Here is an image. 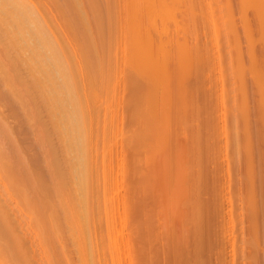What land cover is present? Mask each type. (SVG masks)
Here are the masks:
<instances>
[{"label":"bare ground","instance_id":"6f19581e","mask_svg":"<svg viewBox=\"0 0 264 264\" xmlns=\"http://www.w3.org/2000/svg\"><path fill=\"white\" fill-rule=\"evenodd\" d=\"M228 1L225 0L224 4L226 5L223 4L224 6L220 7V11H219V6L217 8L219 11L218 13L220 14V12L222 11L221 15L223 14L224 16V18L221 16V18H223L221 19L222 20L221 21L219 18H216L215 16L216 15L215 13L217 11V9H215L217 7L216 5L217 2L214 3V0L208 2L209 4L207 5L202 4L203 2H201L200 0H121L117 2V3L120 2L119 5L117 3L115 4L113 0H0V88H2V93H0V102L4 103L5 105L4 107H6V110H4L5 108L2 109L1 107L3 106L1 105L3 104L0 103L1 104L0 105V264H118L120 262L121 256L119 255L120 254L119 248L116 246L117 244L114 245L116 242H114L113 244V241H115L114 237H116L113 230L115 228L112 227L113 225L112 221H114V218L112 219V213L114 214V212L111 211L112 210L111 208L114 206V205L112 206V203L114 201L112 200V197L110 195L111 192L109 193V189L111 187L110 188L108 187V182L110 181V180L108 181V179L111 177V175H109L108 171H104L105 169L102 172H100L102 168L100 169V171H98V167L96 165L98 164V160H100V158H99V152L95 146V144H97L95 143V141L98 142L101 139L102 135L99 136L101 133L97 134L96 132L99 130V126L97 125L101 124L102 122H103L102 124L104 125V127L102 126L104 128L102 133L104 136L102 137H105L107 135L109 136L112 133V128L110 127L111 122L110 120L108 121L109 117L107 118V116H111L110 114L112 113L111 109L113 106L110 107L111 109L107 107L108 109L105 112L106 114L104 113V116L107 115L106 118L101 116L102 114L101 115L98 114V116L104 118L103 121L101 120L100 117H99L100 119L96 118V112L98 111L99 113L100 111V110L96 111V109L100 108V106L99 108H97L100 102L103 103L105 102L106 104V102H109L111 98L115 99V97H117V96L113 97L115 93L113 84L117 76V75L114 76L116 71L115 64L116 62L117 63L120 62L119 64L121 65V60L122 62H124V65L127 66L128 68L130 67L133 68L134 71L132 69L131 71L133 73L135 72V74H137L138 77H140L144 81L145 90L143 91V88H140L139 85L138 94L140 92L141 94L140 95L136 94L137 98H139L138 99L139 101H137L136 98L137 107L136 105H134V107L136 108V113L131 114L133 115L134 118H135L134 115H136L137 118L141 119L140 121L142 125L140 127H142L145 130L144 134L147 131V133L150 134L147 135L148 138L149 136L152 135L149 141L152 140L153 137L155 138V140L153 139V143H152L153 145L151 146L152 149L149 148L150 146L146 147L148 149L145 148L144 155L141 153V156L143 155L141 159L143 161L144 169L146 168L145 164L147 165V162L149 161V155H152L153 153L155 154V156L157 155V158L161 156V158L159 159L162 162V166L165 165L166 170H168L167 164L168 163L172 164L173 162H174L173 164H175V159H177V164H176L177 166L176 165L173 166V167L175 166L177 167V174H176V170L175 171L171 170L172 173L173 172L175 173L172 174L170 172L169 174L177 176L176 179L172 178V180L173 181L177 180V184L175 183L177 188L174 187V189L179 190L178 194H181L185 191L184 189V191L181 192L182 182L184 181L183 178H186L184 177L185 174H183L185 170L184 154L183 152L176 153V151H179L180 148L184 150L183 148L184 146L181 147L183 144L182 145L179 144L180 147H177L178 145L176 146V144L178 142L177 141L178 138L179 139L181 138L182 140L186 141V137H184L183 135L185 134L186 136L187 134L186 131H184L185 133L183 134L182 133L183 130L182 132L178 133V131L176 130L177 128L179 129L178 127L179 125H177L176 128V125L174 123L176 122L175 119L180 121L179 124H182L184 119L183 123H185L186 117L183 118L184 117L183 115L190 110H191L190 115H192V112L193 115L191 116L192 117L191 118L190 115L187 114L188 115L187 121L189 119H191L190 122L193 121V123L195 122L196 119L199 121L200 119L199 117L201 114V111L199 110L200 107L199 109H197L196 105L197 106L199 105L198 104L195 105L196 102L194 104L192 103L195 97L192 96L193 99H191L190 95L188 96L189 92L192 91L193 94V91H195L196 88L199 89V86L196 88L193 87L195 89L193 90L191 89V91L188 92L186 79L189 78L187 74L188 73L190 74L189 70L195 68L198 65V63L202 60V58L205 60L207 59L208 61L212 59L210 60L208 59L210 53L208 49L206 50L207 45L203 47V49L205 50L199 51L198 46L196 45L194 46L193 44H190L191 43L190 39L195 41L197 39L198 33L195 35L192 28L189 27L190 20L188 18H184V16L181 17L179 13L181 15L186 14L185 17L187 15L190 17L195 16L196 24L198 19L197 16L198 17L200 16L199 17L200 20L202 19L201 22L207 24L209 28L210 36L213 37L214 39L217 38L216 39L217 43L220 42L218 41L219 40L218 38L220 37L218 30L219 26L221 25L220 21L223 24V20H224L225 28L223 29H225L227 35H229V37L231 35V37L234 40L235 49H233L232 47L231 48L234 50L233 56L235 55L234 56L235 59L233 57V60L236 64L237 73L235 74L234 73L235 71L233 72L234 78H232V80L234 79L235 81V84H233L234 85L233 88H234V92L237 93L236 95H238L239 93L242 96L241 106H243V108H245V101H246L245 85H247V84L244 85L245 83L244 80L245 77L247 76L246 68L244 67L246 63L243 66L244 58L247 54V57L249 59L247 57L246 58L247 60H249V62L250 61L252 62L262 61V63L264 62L262 59L259 60L258 58L257 60H255V56H257L256 54L258 53V50L261 47H257L258 48L256 49L257 52H253L254 44H255V38L253 36L257 34L252 33V30L254 29L252 28L253 25L250 24V20H251L250 16H254V17L256 16L258 20L259 29L257 28V26H255V28H257L258 30V34H259V30L262 33L261 38L263 40L262 46L264 49V0H239V6H238L239 9H237L239 14L238 12L235 13L236 11H234V14L238 15L236 19L239 21L237 20L235 21H237V23L238 22L240 23V26L237 25L239 29H237L236 23L232 21L233 15H231L232 17L230 16V14L233 13H230L232 12V10L230 11V5H228L229 4ZM233 8L234 10L236 9L235 7ZM248 9L250 12H251L250 9H253L252 12L254 11L255 14V15L253 13H251V15L250 13L248 14V16L250 15L249 16L250 20H248L247 18ZM52 11H54V13ZM256 17L254 19V22L256 20ZM183 19L189 21V23L186 21L188 26L185 24V21ZM182 21L184 22V24ZM116 31L117 33L119 31V34L122 36V39L124 41L122 49L120 48L121 45L118 46V48H116L117 45L115 46V43H117L115 42L117 41L116 36L118 35V34L116 35ZM223 32L225 31L223 30ZM117 38L119 39L118 36ZM226 41L229 42V40ZM244 41L247 42L245 44L247 45V49L243 48ZM171 42L174 43L173 44L174 47H171L172 46ZM232 44L230 46H232ZM218 47L216 44V47H214L215 50H217L216 48ZM263 49L262 51H264ZM218 50L220 53L221 49L219 48ZM218 50L215 52L218 53ZM229 52L230 54H232L231 53L232 51H230V49ZM206 55L208 56V58H206ZM210 57H212L214 60H217L216 62L218 64L220 65L222 64L223 58L221 54L219 55L214 54V56L213 55L211 56L210 54ZM249 62H248L249 64L248 66L252 64V62L250 63ZM200 64L202 63L200 62ZM256 64L258 65L259 62ZM257 65H255V67H257ZM262 65L263 64H261V66L259 67H263ZM255 67L253 68V70L254 69L257 70ZM120 68L121 67L119 66L117 69L119 70ZM122 68H124V66ZM225 72H227V70ZM225 72L223 74H226ZM250 72L253 74L252 70ZM255 72L257 73V71ZM193 73L195 72L193 71ZM196 76L199 75H195V81L197 79ZM211 76L215 77L214 79H216V76L213 75ZM255 76L258 77L257 82L258 81L261 82V84L259 83L258 85H262L261 88L264 89V75H260L259 72V74L257 73V75ZM136 79L133 78L135 84L136 81L139 80ZM172 79H174L175 81ZM223 79L224 78L222 77L221 80L222 82H224ZM247 81L248 79L246 80V82ZM197 82L199 81L197 80ZM222 82H220V84ZM133 83L134 82H132L131 84L133 85ZM209 86H212V84ZM216 87L215 89L217 90L218 88ZM221 88L222 91L219 90L221 91L219 93L217 90V92L219 93L218 95L220 96L221 102L225 104L224 101L226 102L228 101L226 100V97L228 96L230 91H228L226 85L225 88L223 87ZM140 89L142 90L140 91ZM206 90H209V88H207ZM209 92H207L206 94L207 97H209ZM118 93L119 92L116 91V94ZM210 96L212 95L210 94ZM198 97H200V94ZM203 98H206V96H204ZM216 98H217V94H216ZM200 99L201 98H199V100ZM208 99H211V103L214 100L212 97ZM208 99L206 100L208 101ZM261 99L263 98H261L260 96L259 101ZM112 100L113 99H111V102ZM201 102L200 104H202ZM213 102H215L214 105H216V102L218 104V100L217 101L214 100ZM263 102L264 101H262V105H264ZM6 105L8 106V109ZM104 106L106 107V105ZM248 106H250V104ZM223 107H225V105ZM208 108L210 109L208 110L205 108L204 110H207L209 113L211 112L212 109L211 105ZM105 109L106 108H104V110ZM202 109L203 108H201V110ZM108 110L110 111V113ZM173 110L175 113L174 116H172ZM207 111L204 112L207 113ZM216 112L217 110L216 111L214 110L213 113L216 114ZM241 112L242 114L245 113L244 111ZM203 116L201 115L202 118ZM243 116H245V114ZM172 117H176V118L175 119L173 118L174 119L173 120ZM213 117H215V115ZM112 118L111 121L113 120ZM202 118L201 120L203 124L204 119ZM9 119L10 120L15 119L14 121H16V123L13 124L14 121L11 122ZM172 120L175 121L173 123L174 126H172L173 129H176L175 131L173 130L174 133H178L180 134L179 136H183L185 138L184 139L183 137H179L178 134L169 135V136L175 135L174 137L176 139L175 146L172 145L174 147V149L172 150H174L177 156L173 151L172 153H170L173 155V157L176 156V158L174 159L173 157L171 158L173 159L172 160L173 162L171 161V159H169L168 157L169 153H167L168 147L172 148L171 143L169 145L167 142V141L170 142L171 140L170 138H169L170 140H167L168 139L167 132H169L170 134L171 132H173L170 130V126H171L170 123L172 122ZM188 122H186L187 125ZM197 124L200 126L198 122ZM197 124L196 127L198 126ZM240 125L242 127V123ZM188 126L190 127L191 125ZM199 126L198 128H200ZM140 127L137 128L139 129ZM142 128H140V130L137 129L136 131L142 132L141 130ZM190 129L191 130L194 129L195 131V128H193V126H191ZM179 131H181V128ZM134 133L135 131L132 132V134ZM30 134L33 135L35 146H37L36 153L31 152L32 149L29 147V145L28 146L26 145V139ZM144 134L143 137H146V135ZM176 135L178 136V138L176 137ZM132 136L139 137L138 135H132ZM141 137L140 140H142ZM134 141L138 142L137 140ZM149 141L146 140V143H148ZM141 142L144 143V138L143 141ZM141 142L139 141L138 144L142 145ZM150 143L151 141L148 144ZM245 143L247 144V142ZM136 146H138L137 143ZM142 148H144V145H142L140 149L143 150ZM175 148L177 150H175ZM193 160L192 162L194 163ZM247 161H250V157L249 159H247ZM103 162L105 164V161ZM193 163H191V165ZM148 164H152V162L149 161ZM188 164L189 163H187V165ZM108 165L110 164H107V166ZM150 166H147L146 169L149 170V168H152ZM155 169L157 170L158 168L155 167ZM161 169L163 168L161 167ZM152 171L149 172L150 174L153 175ZM161 171L162 173L160 172L156 173L157 171H155L154 174H158L156 176H161V177L163 176L162 178L163 180H159V181L165 185V189L163 190L164 185L161 186L158 184V180L156 179L157 178L156 176L155 179L157 183L155 185L156 188L158 187V185L160 186V188L157 189H160L161 193L165 191L164 196L162 194V197L163 199L166 198L165 200L167 201L169 199V196L167 198V195L165 194L167 193L169 194V192L166 191L169 190L171 186L173 188L174 185H172L171 183L169 189L167 188L168 184L166 186V183L168 182L165 183V180L166 178L167 181L169 180L168 179L169 177H166V174L168 176V172L165 174L166 172L165 170H161ZM194 176L195 174L193 175V177ZM143 177L147 181L151 180L148 179V176L145 175L140 178L144 179ZM249 178L250 175H248L247 179ZM155 179H153L154 182H156ZM252 179L253 178L251 177V180ZM250 181L247 182L249 183ZM199 182L200 181H198L197 183ZM252 183H255V181L253 180ZM183 185H185L184 182ZM143 186L145 185H142V187ZM248 186L251 187V182ZM152 187L155 188V186ZM187 187L188 185H186L185 188ZM146 189L152 190L153 188H149L148 186V188ZM146 189L145 192L147 193ZM253 189H255V187ZM169 191L172 192L173 190L171 191L170 189ZM156 195L154 194L152 196V192H151L150 196L154 198L153 201L157 198ZM176 195L177 194H175V198ZM213 195L214 194H212V196ZM158 196L160 197L161 195L159 194ZM170 197L172 201V196ZM145 199H143V204L144 202L146 203ZM158 199H156V202L154 203L158 204L159 203V202L157 203ZM177 200L178 202L180 201L179 199ZM168 202L169 200L165 205L171 206L172 209L173 205H170L171 203L169 204ZM154 203L152 201L149 202L151 206L154 205L152 209L157 208V207L155 208ZM147 204L148 203H146V205L144 204L143 206L146 207ZM178 207H179L178 204H176L175 219L173 215L171 216L170 214L169 216L171 217L170 219L171 221L173 219L175 220V224L173 225L171 224L172 225L171 227H174V225L176 227L175 235L179 234L178 236L182 237L181 239L178 237L179 240L186 241V243L180 241L184 245L187 244L188 239L186 240V238H188L189 233L193 231L196 233V229L198 228L197 226L194 225L196 229L193 230V226L191 230L188 229L187 223H189L188 222L189 220L187 221V223L181 222L182 225L179 224V221L181 220L180 216L182 215L180 212L181 209L179 211ZM147 208L148 207H146L145 209ZM189 210L190 209L188 207V212ZM254 211L256 213L258 209ZM254 211H251V217H253V219L256 218L254 216H257L254 214ZM196 214L198 216V213ZM164 216L165 215H163L160 218H163ZM156 218H158L159 220V217ZM122 219L125 220L124 216L122 217ZM194 219H196V217H194ZM161 220L160 223H162L163 226H161L160 224L159 225L163 227V229L164 228L168 229L169 223L167 221H169V217H167L162 221ZM106 223L108 229L106 230L107 234L104 237V233L102 232L103 234L102 233L99 234V230L100 229L103 230L104 229L103 226H105L103 224ZM236 223H238V221H236ZM143 224L146 223L143 222ZM155 224L154 226L157 227V225ZM190 224L188 225L190 226ZM232 224H235V222ZM159 225L157 228H159ZM144 226H146L147 228L149 227L147 226V224ZM157 228L154 229L155 232H157V230H160V228L159 229ZM173 230L174 228L172 229V232ZM178 238L177 241H179ZM200 239L202 240V238ZM162 243H164V241H162ZM177 243L178 244H176V247L174 245V248H176L175 250H179L181 248L179 245L181 243L179 242ZM165 244H163V247L165 249L172 246L170 245L169 247H167V245L165 246ZM170 244L173 243L170 242ZM193 244L195 245L196 243ZM177 245H179L180 247L179 249H177ZM171 249H173V247ZM171 249L168 251H171ZM182 250L183 249L179 251ZM185 251H188L187 247ZM185 251H183L184 255H185ZM153 252L154 250L152 251V253ZM187 254L185 258L187 257L189 258V255L187 256ZM252 255L254 254L252 253ZM72 257H74V259ZM117 257L120 258L118 259L119 262L117 261ZM239 258H241V256Z\"/></svg>","mask_w":264,"mask_h":264},{"label":"rangeland","instance_id":"374dc122","mask_svg":"<svg viewBox=\"0 0 264 264\" xmlns=\"http://www.w3.org/2000/svg\"><path fill=\"white\" fill-rule=\"evenodd\" d=\"M118 1H121V0H113V2L115 4ZM200 1L203 2L202 4L207 5V4H209L208 2H210L211 0H203V1L200 0ZM215 2H217L216 3L217 7L215 6L216 7L215 9H217L218 6H219V11H220V7H223L224 5H226V4H224L225 0H222V2H221V0H218V1H215L214 0V3ZM228 2H229L228 5H230V11L232 10V12H230V13H233V14H230V16L233 15L232 21H234V23H236V26L237 25L240 26V23L239 22L237 23V21H239V20L236 19V17H238V15L237 14H234V11H236L235 13L238 12L237 9H239L238 8V6H239V0H229ZM228 2H226V3H228ZM119 3H117V4L119 5ZM233 7H235L236 9L234 10ZM183 8H184V6H183ZM221 10H223V9H221ZM250 10H251V12L248 9V13H247L248 20H250L249 16L251 15V13L254 14V11L252 12L253 9H250ZM219 11L217 9V11L215 13L216 14L215 16H216V18H219L221 20V19L224 18V16H223V14L221 15L222 11L220 12V14L218 13ZM52 12L54 13V11H52ZM249 13H250V15L248 16ZM238 14H239V12H238ZM179 15L181 17L184 16V18H188L190 20L189 27L192 28V30L194 31L195 35L198 33L197 34V39L195 41L192 40V39H190V42H191L190 44H193L194 46L195 45L198 46L199 47V51L205 50V49H203V47H205L207 45L206 46V50L207 49L209 50V53L211 54V56L212 55L214 56V54L215 55L221 54V56L223 58V61L221 59V61H222V64H221L222 66H221L220 64H218L216 62L217 60H214L212 57H210V54H209V58L206 55V58H208L209 60L210 59H212V60L208 61L207 59L205 60V59L202 58V60L200 61L202 64H200V62H199L198 65L195 68L189 70L190 74L189 73H188L189 75L187 74V76L189 78V79H186L187 86H188V92L191 91V89L193 90V89H195L196 87L199 86V89L196 88L195 91H193V94H192V91L189 92L190 94L188 93V96L190 95L191 99H193V97H195L194 98V101H192V103L194 104L196 102L195 105L196 104L199 105V106L196 105V107H197V109H199V107H200L199 110L201 111V114H200V117H199L200 119L198 118L199 121L196 119L197 121L195 120L194 123H193V121L190 122L191 119L188 120L189 122L187 121L188 115H190V111L191 110L188 111L189 113L187 112L186 114H184L183 115L184 117L183 116H181V117H183V118L186 117L185 119H186V122H188V125L193 126V128H195V131H196V129H197V131L195 132L194 129L191 130L190 129L191 126L189 127L186 122H185L186 123V125H185V123H183L184 122V119L183 118H182L183 119V122L181 120L182 124H179L180 121L177 120V119H175L176 117H172V119L174 118L176 120V122H178V121L179 122L176 123L175 121H173L174 120L173 119L172 122L170 123V125H171L170 126V130L171 131H173V130L175 131L176 130V129H173V127H172V126H174V124L176 125V128H177V125H179L178 126L179 129L177 128L176 131H178V133H180L183 130V132H182L183 134L185 133L184 131H186V134H187L186 136H185V134L184 135L182 134L184 137H186V141L185 140H182L181 138L179 139L178 136L180 134L174 133V131L171 132V134L169 132H167V135L168 136L169 135H172V134H178V136L176 135V137L179 140L177 139L178 142H177L176 146L178 145L177 147H180L179 144L180 145L183 144L181 147L184 146L183 147L184 150H182V148H180L179 151H176V153L177 152L178 153L179 152H183V154H184V161H185L184 162L185 163L184 164V169L185 170H184V173L183 174H185L184 177H186V178H183V180H184L183 182H184L185 185H183V182H182L181 192L184 191V189H185V191L183 192L184 194L181 193L183 196L181 194H178L179 193V190L174 189V187H176L177 180L176 181H173L172 180V178H175V179L177 178L176 175L175 176L172 175L173 173H175V172L172 173V171H175V170H176V174H177V167H176L177 166L176 165L177 164V159H175V164H173L174 162L172 161L177 156V154L174 152V150H172V149H174V147L172 145L175 146V143H176V139L174 137L175 135L169 136V137L167 136V138H168L167 140H170L171 139L170 142L169 141H167V142H168L169 145L171 143V147H172V148H169L168 147V149L166 147V149L168 150L167 153H169L168 154L169 159H171L173 157V155L170 154V153H172V151L176 154V156L173 157V159H171V161L173 163L172 164L171 163H168L167 164V169L170 170V171L166 170L165 165L162 166V162L159 159V158H161V156L159 158H157V155L155 156L154 153L152 155H149V161L152 162V164H148L149 161L147 162V165L144 163L145 166H146V168H147V166H150V165H151L150 167H152V168H149L148 167L149 170H147L146 168H145L146 170L144 169L143 161H142L141 157L144 155V150H145L146 147H149L150 146L149 148L152 149L151 146L153 145L152 144L153 143V139L155 140V138L153 137V139L150 140L151 143L148 144L150 142L149 139H150V137L152 135L149 136V138H148L147 135H150V134H148L147 131L144 134L145 130L142 127H140L142 125V123L140 121L141 119L137 118L136 115H134L135 118L133 117V115H131V114H135L136 113V108L134 107V105L137 104V102H136L137 95L136 94H138V92H139V85H140V88H143V91L145 90V88H144V81H143V79H141L140 77H138V75L135 74V72L133 73L131 71V69L134 71L133 68H131L130 66H129L130 68H128L127 66H125L124 65V62H122V60H121V65L119 64L120 62H118V63L116 62V64H115V67L116 68L114 67L115 70L117 71V72L115 71V75L114 76H116V75L117 76H116V79L114 78L115 80H114L113 86H114V89H115V93H114V96L113 97H115V96H117V97H115V99L114 98H111V99H113L112 102H111V99H110V101L109 102H106V104H105V102L104 103L103 102H100L98 104V107H97V108H99V106H100V108L99 109H96V111L97 110H100L99 113H98V111L96 112V118H99V117L101 118V116H103V117L106 118L107 115L104 116V113L108 109L107 107H109V109H111L110 108L111 106L114 107V109L112 107L113 110L111 109L112 113L110 114L111 116L113 115L112 116L113 118L111 116H107V118L109 117L108 121L110 120V122H111L110 123V127L112 128V133H111L112 136L111 135H109V136L107 135L105 137H102V136H104L102 134L103 133V130H104V128H103L104 125L102 124L103 122L101 123V120L103 121L104 118H101L100 123L102 125L101 124L97 125V126H99V130L98 131L96 130L97 131L96 133L97 134L101 133L99 136H101V135L102 136H101V139L98 142L95 141V143H97V144H95V146H96V148H97V150L99 152V158H100V160L102 159L101 161L98 160V164L96 165L98 167V171H100V169L102 168L100 172H102L105 169L104 171H108L109 172V175H111L110 178L108 177L109 178L108 181L110 180L109 181L110 183L108 182V187L109 188L110 187L112 188V189L111 188L109 189V193L111 192L110 195L112 197V200L114 201V202L112 201L114 203V204L112 203V206L113 205L114 206L111 208L112 209L111 211L114 212V214L112 213V219L114 218V221H112V224H113L112 227L115 228L113 230H114V233H115V236H116V237H114L115 241H113V244H114V242H116L114 245L117 244L116 246L119 248V253H120L119 255L121 256L120 257L121 258L120 262L118 261V259H120L119 257H117V261L120 264H123V263L124 264H166V262H167V264H169V263L170 264H264V184H263L264 183V169H263L264 168V145H263L264 144V123H263L264 122V111H263L264 110V105H262V101H264V97H263L264 96L263 95L264 91H262V90H264V89L261 88L262 85H258L259 83L261 84V82L260 81L257 82L258 77L255 76V75H257V73L259 74V72H260V75H264V62L262 63V61H257V62L256 61H254V62L250 61V62H252V64H250V66H252V67H250V66H248L249 65L248 64L249 60H247V58H248L247 57V54H246V56L244 58V61H243L244 63L242 62L243 63V66L246 63V65L244 67L246 68V72H247L246 75L248 76V77L246 76L245 77V80H244V82H245L244 85L245 84H247V85H245L246 87L244 86L245 89H246V91H245L246 92V96H245V98H246L245 100L246 101H245V108H243V106H241V104H242V102H241L242 96L239 93H238V95H236L237 93L234 92V88H233L234 87L233 84H235L234 79L232 80V78H234L233 77V74L234 73L235 74L237 73L236 64H235V62L233 60V57L235 56V55L233 56V54H234L233 53L234 52L233 49H235V47H234V40H233V38L231 37V35L229 37V35H227V33H226V30L223 29V28H225L224 27V20H223V24L221 22L222 20L220 21V24L221 25L219 24L220 26H219L218 30H219L220 37L218 38L219 39L218 41H220V42H218L219 43L218 44L217 41H216L217 38L214 39L213 37L210 36L209 28H208L207 24L201 22L202 19L200 20V18H199L200 16L199 17L197 16L198 19H197V24H196L195 16L194 17H190V16L187 15L185 17L186 14L181 15L180 13H179ZM221 16L223 18H221ZM181 17H179V18H181ZM250 17H251L250 24L253 25L252 28L254 29V30H252V33L257 34V35H254L253 36L255 38V44H254L253 52H257V50H256V49H258L257 47H261V48H259L260 51L258 50V53L256 54L257 56H255V54H254L255 60H257V58H258L259 60L262 59L264 61V57H263L264 56V51H262V49H263L262 41L263 40L261 38L262 37V33L259 30V34H258V30H257V28L259 29L258 20H257V17L255 16L256 17V20L254 22L255 17L254 16H250ZM183 20L185 21V24L187 25V23H186L187 20L186 19H183ZM235 20H237V21H235ZM187 22L189 23V21H187ZM183 24H184V22H183ZM196 25H198V26H196ZM238 26H237V29H239ZM255 26H257V28H255ZM223 30L225 32H223ZM116 35L119 37L120 40L116 36L117 41H115V42H117V43H115V46L117 45L116 48H118V46L121 45L120 48L122 49L123 42H124L123 39H122V36L119 34V31H118V33L116 31ZM230 38H231V40H230ZM226 40H229V42L226 41ZM232 40H233V42H232ZM120 41H121V44H120ZM230 43L232 44V46H230L231 45ZM243 43H244L243 44V48L244 49L245 48L247 49V45H245L247 42L244 41ZM173 44L174 43L171 42V45H172L171 47H174ZM216 44H217V47L219 46L216 49L217 50L219 48L221 49L220 50L221 51L220 53H219V50H218V53L215 52V51H217L214 48V47H216ZM213 48H214V50H213ZM229 49H230V51H232L231 52L232 54H230ZM259 53H260V55H259ZM234 59H235V57H234ZM204 60H205V62H204ZM258 62H259V64L261 62V64H263L262 65L263 67H259V66H261V64L260 65L259 64L257 65L256 63H258ZM231 63L232 64H235V65H232ZM118 65L121 67L119 70L117 69L119 67ZM255 65H257V67H255ZM123 66H124V68H122ZM246 66H248V67H246ZM233 67H235V68H233ZM254 67L257 70H255V69L253 70ZM249 68H250V70H249ZM226 70H227V72H225ZM251 70H252L253 74L250 72ZM193 71L195 73H193ZM255 71H257V73ZM224 72L226 74H223ZM195 75H199L201 77L196 76L197 79L195 81ZM211 75L216 76V79H214L215 77H212ZM227 75H229V76H227ZM189 76H191V77H189ZM251 76L256 77V78H253ZM222 77L224 78L223 79L224 82L221 81L222 80ZM133 78L134 79H136V78L139 79V80L136 79L137 80L136 81V84H135V81H133ZM121 79H123V80H121ZM212 79H214V80H212ZM247 79H248V81H247L248 83L246 82ZM172 80H174V79H172ZM190 80H191V82H190ZM197 80L199 82H197ZM131 81L134 82L133 85L131 84L132 83ZM174 81H173V83H174ZM219 81L222 82V83L220 84ZM115 82H116V85H115ZM194 84H195V86H194ZM211 84H212V86H209ZM207 85H208V87H207ZM221 85H223V86H221ZM225 85L227 86L228 91H230V93H229L230 95L228 94V96L226 97V100H228V101L227 102L224 101L225 102V104H224V103L221 102L220 96L218 94L222 91V88L221 87L225 88ZM214 86L215 87L217 86L216 88H218L217 90H218L219 93L217 92V90L215 89ZM136 87H137L138 90L136 89ZM193 87H195V88H193ZM207 88H209V90H206ZM210 89H211V91H210ZM141 90L142 89H140V91ZM219 90H221V91H219ZM116 91L119 92V93L116 94ZM212 91H215L216 92L217 98L219 97L218 99L216 98L215 92H212ZM207 92H209V97H207V95H206ZM0 93H2V88H0ZM119 94H120V96H119ZM140 94H141V92L138 95H140ZM199 94H200V97H198ZM210 94L212 96H210ZM204 96H206V98H203ZM260 96H261V98H263V99L260 100L261 102L259 101ZM210 97H212L215 101L218 100V104L216 102V105H214V103H215V102H213L214 100L211 103V99H208ZM257 97H258V99H257ZM199 98H201V99L199 100ZM138 99L139 98H137V101H139ZM206 99H208V101ZM205 100H206V102H205ZM200 102L202 104H200ZM0 103L3 104V105L0 104L1 106H3L1 108L2 109L5 108L4 110H6V107H4L5 106L4 103H2V102H0ZM228 103H229V105H228ZM109 104H112V105H109ZM206 104L208 105V107H210V105H211V108L212 109H214V107L216 106L215 109H214L215 111L217 110L216 114L213 113L214 110H212V109H211V112H209V113H208L207 110H204L205 108L208 109V110L210 109V108L207 107ZM247 104L248 105L250 104V106H248ZM104 105H106V107ZM224 105H225V107H223ZM136 107H137V105H136ZM104 108H106V109L104 110ZM201 108H203V109L201 110ZM7 109H8V106H7ZM255 109H256V111H255ZM203 110L204 111H207V113H205ZM218 110H219V112H218ZM223 110H225V111H223ZM113 111H115V112H113ZM241 111H244L245 112V113L243 112L245 114V116H243L244 114H242ZM109 113H110V111H109ZM226 113H228V114H226ZM98 114L99 115L102 114V115L101 116H98ZM210 114H211V116H210ZM174 115H175V113H174V110H173L172 116H174ZM192 115H193V112H192ZM192 115H190V117ZM201 115L202 116L204 115L203 118L201 117ZM212 115L213 116L215 115V117H213ZM224 115H225V117H224ZM110 117L113 119L112 121H111V118ZM201 118L204 119L203 124H202ZM179 119H181V118H179ZM14 120L12 119L10 121L13 122ZM200 120H201V122H200ZM197 122L200 124V126L197 124ZM15 123H16V121L13 122V124H15ZM241 123H242V127L243 128L240 125ZM196 124L200 128H198V126L196 127ZM260 125H261V127H260ZM137 127L142 128L141 129L142 132L136 131L138 129ZM140 128L138 130H140ZM180 128H181V131H179ZM247 128H248V131H247ZM99 131H101V132H99ZM134 131H135L136 134L135 133L132 134V132H134ZM127 132H129V133H127ZM137 133H140V134L142 133V134L140 135V134H137ZM143 134L146 135V137H143ZM194 134H196V135H194ZM30 135L26 139V145L27 146L29 145V147L32 149L31 152L36 153L37 146H35V143H34V140H33L34 139L33 135H31V136ZM132 135H138L139 137L132 136ZM183 136H179V137H183ZM140 137L142 138V140H140ZM143 138H144V143L141 142V141H143ZM145 139L147 141H149V142L146 143V140ZM134 140H137L138 142H136ZM139 141L142 143V145H144V148H142L143 150L140 149L142 147V145L138 144ZM171 141L172 142L174 141V142L172 143ZM182 141L185 142V143H183ZM135 142L137 143L138 146H136V143ZM167 142H166V144H167ZM180 142H182V143H180ZM245 142H247V144ZM168 144H167V146H168ZM139 145H140V147H139ZM114 149H116V150H114ZM146 149H148V148H146ZM175 150H177V149L175 148ZM199 150H200V152H199ZM251 150H253V151H251ZM252 152H253V154H252ZM141 153L143 154L142 156H141ZM190 154H191V156H190ZM104 156H105V158H104ZM200 156H202V157H200ZM213 156H215L216 158L213 157ZM196 157H198V158H196ZM249 157H250V161H247V159H249ZM169 159H168V161H169ZM207 159H209V160H207ZM192 160L194 161V163L196 165L192 162ZM103 161H105V164H104ZM187 163H189L188 164L189 166L187 165ZM191 163H193L194 165L193 164L191 165ZM107 164H110V165H108L109 167L107 166ZM174 165H176V166L173 167ZM186 165H187V168L188 169L186 168ZM250 165H252V166H250ZM153 166H154V168H153ZM155 167L158 168V169L156 170ZM161 167L163 169H161ZM142 168L144 169V171H143ZM232 169H234V170H232ZM111 170H112V172H111ZM161 170H165L166 171L165 174L168 172V176L166 174V177H169L168 179L170 181L169 180L167 181V178L164 177V178H166L165 183L168 182V183H166V186L168 184V187L167 188L169 189L171 183H172V185H174L173 188H172V186L170 187L171 191L172 190L173 191L170 192L169 191L170 189H169V190L166 191V192H169V194L168 193L165 194V195H167V198L169 196V199H168L169 202L168 203L169 204L171 203L170 205H173L172 209H171V206L165 205V204H167V201L168 200L166 201L165 200L166 198L163 199V197H162V194L164 196V192L165 191H163V190L165 189V185L163 183H161L159 180H163L162 179L163 176L162 177L161 176H156L158 174H154L155 171H157L156 173H158V172L162 173ZM149 171L150 172L152 171L153 175L150 174ZM186 171H187V173H186ZM170 172L172 173L171 175L169 174ZM146 173H148V174H146ZM194 174H195V176H194L195 178L193 177ZM144 175L145 176H148V179H151V180H148L147 181L143 177L146 180V182H147L146 183L144 179H141L140 178V177H142ZM248 175H250V178L249 179H247L248 178ZM149 176H150V178H149ZM152 176H154V177H152ZM155 176L157 177L156 179L158 180V184L161 185V186L164 185V188L162 190L163 191L162 193H161L160 189H157V188H160L159 185L156 188V185L155 184L157 183V181L155 179ZM198 177H199V180H198ZM231 177H233V178H231ZM251 177L253 178L252 180H251ZM140 179H141V182H140ZM153 179H155L156 182H154ZM190 180H191V182H190ZM227 180H228V182H227ZM246 180L247 181H250L251 180L250 182H251V187L252 188L248 186L250 184V182L248 183ZM253 180L255 181V183H252ZM142 181L145 182V183H143ZM198 181H200V182L197 183ZM186 182H188V183H186ZM232 183H233V185H232ZM252 184H253V186H252ZM142 185H145V186L142 187ZM150 185L155 186L156 189L154 187L150 186ZM186 185H188L187 188H185ZM148 186H149V188H153V189L152 190L146 189V188H148ZM141 187H142V189H141ZM254 187H255V189H253ZM250 188H251L252 191L250 190ZM145 189H146L147 193L145 192ZM141 191H142V193H141ZM150 191L152 192V196L154 194L156 195V193H157V195H156L157 198L156 197L155 198L156 199L160 198V199L157 200V203L159 202L158 204L154 203V202H156V199L153 201L154 198L152 196H150L151 195V192ZM187 192H189V193L191 192V193L189 194ZM143 193L144 194L146 193L145 194V197H144V194ZM198 193H199V195H198ZM159 194L161 195L160 197L158 196ZM175 194H177L176 195V198H175ZM212 194H214V195L212 196ZM250 195H252V196H250ZM113 196H114V198H113ZM170 196H172V201L170 199L171 198ZM187 196H188V198H187ZM145 198H147V199H145ZM161 198H162V201L164 200L163 201L164 203L161 201ZM220 198H221V200H220ZM143 199H145L146 203H148V204H149V202L152 201L155 204V208L156 207L157 208L156 209H152V207H154V205L151 206V204H149V206H148V204H147L146 207H148L149 209L148 208L145 209L146 207L143 206V205L144 204L146 205V203L144 202V204H143ZM177 199H179L180 201L178 202ZM238 199H239V201H238ZM259 199H261L262 201L259 200ZM224 200H225V202H224ZM176 204H178V206H179L178 207L179 208V211L181 209L180 212H181V215H182V216H180V219L181 220L179 221V224H181V222L187 223V221L189 220L188 221L189 223H187L188 229L191 230L192 226H193V230L196 229L195 226H197V228H198V229H196V233L194 231L189 233L188 238H186V240L188 239L187 240V244H184V245L180 241L185 242V243H186V241L179 240V238L180 239L182 238V237H179L178 236L179 234L178 235H175V233H176V227H175V225H174V227H171L173 224H175V220L174 219H175V206H176ZM202 204H204V205H202ZM158 206H161L162 208L161 207H158ZM181 206H182V208H181ZM195 206L197 207V209H196ZM163 207H164V209H163ZM188 207L190 209L189 212H188ZM173 208H174V210H173ZM257 209H258L259 212L256 211V213H255L254 210H257ZM125 210H127V211H125ZM196 210H197V212H196ZM243 210L246 211V212H244ZM194 211L196 213H198V216H197V214ZM251 211H254V214L257 215V216H254V214H253V216L256 217V218L253 219V217H251ZM184 212H186V213H184ZM147 214H149V215H147ZM170 214H171V216L172 215L174 216V219L172 217V219H173L172 221L170 220L171 219V217L169 216ZM122 215L124 216L125 220L122 219V217H123ZM163 215L169 217V221H170V222L167 221L169 223V227H168V229L164 228L165 230L163 229V227H161V226H163L162 223H160V220L161 219L164 220V219L167 218L165 216L163 218H160ZM120 216H121V218H120ZM156 217H159V220ZM194 217H196V219H194ZM213 217H214V219H213ZM233 218H234V220H233ZM233 221L235 222V224H232V223H234ZM236 221H238V223H236ZM246 221H247V223H246ZM143 222L146 223L147 226H149L150 228L149 227L147 228L146 226H144L146 224H143ZM154 224L157 225V227H158L159 224L161 225V226L159 225V228L161 230V233H160V230H157L158 233L154 231V229L157 228L156 226H154ZM188 224H190V226ZM103 225H105V226H103L104 229L103 230L100 229L101 232L99 230V234L103 232L104 233V237H105L106 234H107L106 230L108 229V226H107V223L106 224H103ZM229 225H231V226H229ZM250 227H251V229H250ZM159 228H157V229H159ZM173 228H174L175 232H174V230L172 232V229ZM199 229H200V231H199ZM104 230H105V232H104ZM124 230H125V232H124ZM131 230H132V232H131ZM209 230H210V232H209ZM232 230H233V232H232ZM171 233H172V235H171ZM192 235H193V237H192ZM180 236H181V234H180ZM151 237H152V239H151ZM177 238H178L179 241H177ZM200 238H202V240ZM162 241H164V243H162ZM205 241H206V243H205ZM170 242L173 243V244H170ZM177 242L181 243V244H179L181 248L179 247V245H177V249H179V248H180L179 250L183 249L182 251L175 250L176 248H174V245L176 247V244H178ZM193 243H196V244L194 245ZM260 243H262V244H260ZM154 244H156V245H154ZM163 244H165V246L167 245V247H169L170 245H172V246L169 247V248H167V249H165L163 247ZM130 246H131V248H130ZM172 247H173V249H171ZM186 247H187V250L188 251H185L186 250ZM234 247H235V249H234ZM170 249H171V251H168ZM151 250L152 251L154 250V252L152 253ZM161 250H162V252H161ZM183 251H185V255H184V252ZM170 252H172V253H170ZM187 252H188V254H187ZM129 253H130V255H129ZM252 253L254 255H252ZM168 254H170V255H168ZM186 254H187V256L189 255V258L188 257L185 258L186 257ZM156 255H157V257H156ZM162 255H165V256H162ZM246 255H248V256H246ZM240 256H241V258H239ZM72 258L74 259V257H72ZM256 258H258V259H256Z\"/></svg>","mask_w":264,"mask_h":264}]
</instances>
